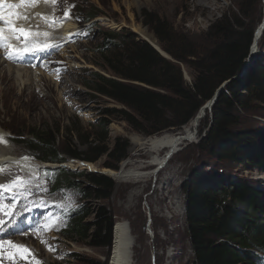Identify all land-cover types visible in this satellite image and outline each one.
I'll return each mask as SVG.
<instances>
[{
    "label": "rangeland",
    "instance_id": "1",
    "mask_svg": "<svg viewBox=\"0 0 264 264\" xmlns=\"http://www.w3.org/2000/svg\"><path fill=\"white\" fill-rule=\"evenodd\" d=\"M37 7H42L40 8L42 14L37 16V29L34 28L33 31L49 33L47 37H38L37 43H48L59 47L47 48L44 50L46 52L44 55L33 53V56L40 54L38 62H33L32 56L25 63H16L15 66L22 69L18 73L16 71L13 73L11 70L10 74L6 73L5 66L11 62L8 59L3 65L0 64V137L3 136L4 141L0 143V147L7 148L9 153H6L13 157L27 156L35 169L23 174L18 168H5L4 172H0V183L10 182L17 174L25 178H34V184L39 185L41 189L47 187L48 192H40L29 199L37 203L43 199L48 203L45 207H32L30 211H25L29 200L19 203L18 208L14 210L20 213L16 216V221L25 214L29 218L21 220L23 228L20 235L30 237L15 236L11 241L30 250L31 264H35L36 260L41 264H58L67 260L71 254L104 263L107 260L106 249L90 248L62 236L61 232L66 227L64 218L59 224L58 231L54 227L44 230L43 224L50 223L44 219L48 213H56L57 210L69 206L89 207L94 203L84 200L76 189L64 187L54 189L52 181L45 175L44 170L65 167L72 171L84 170L103 175H106L104 171L114 170L101 167L102 160L87 163L69 159L64 165L44 166L52 163L40 161L27 147L13 142L12 138L16 137L12 131L21 132L23 128L27 130L44 125H59L64 130L74 122H79L82 128L89 129L101 120L103 109L122 108L112 100L98 96L90 97L94 93L85 85L90 80L91 72L111 76L106 68L95 65L101 64L96 54V47L103 33H119L126 30L137 39L148 42L161 55L167 57L158 49L152 31L143 25V12L157 16L169 25L174 34L184 36L193 45L199 44L201 47L202 40L206 38L209 40L212 36L208 29L220 20L234 28L235 22L241 23L244 29L253 28L254 40L259 27L264 22V0H207L202 3L198 0H57L55 4L49 0L47 3L43 1ZM65 11L69 12L67 18L64 17ZM94 11L98 16L85 22L84 16ZM48 20L49 22L63 20V23L49 25ZM67 24L71 25L67 30H73L64 31L63 26ZM142 32L151 35L155 43ZM211 42L212 39L209 43H204V46L211 45ZM22 43L23 41L19 40L15 46L18 47ZM252 44L248 54L250 59L248 65L242 76L238 78L240 80L241 77L243 78L244 86L249 85L251 78L264 75V43L260 37ZM180 68L184 82L189 85L192 81V71L184 64H180ZM211 117L212 108L200 120L195 142L182 147L157 177L133 183L132 181L116 182L108 176L114 184V189L104 205L113 212L114 226L117 222H126L129 226L135 240L132 264H193L184 220V184L190 179L193 171L247 180L257 189L264 191V171L247 166L235 167L228 162H221L206 148L197 147L210 126L209 123L203 126V122L205 120L209 122ZM231 129L241 133L264 131V105L249 103L247 110L240 112ZM179 131L170 130L163 133ZM134 137L145 138L135 133L124 122L115 119L111 121L110 144L115 138H119L127 145L126 158L123 160L131 163L137 161L148 163L150 156L138 157L142 152H138L137 147L132 144L131 140ZM74 142L79 150L85 149L77 141ZM71 162L76 169L67 165ZM82 165H90L92 168L89 170L88 166ZM149 171H151L150 167L146 172ZM41 180H44L43 184L40 183ZM80 184L87 187L88 182L81 179ZM175 201H178L177 209L172 204ZM5 202L9 201L6 199ZM2 218L6 221L9 219ZM33 225H36L39 231L34 230L36 227ZM42 240L46 243H41ZM50 246L55 250L50 251ZM0 264H12V262L2 259ZM17 264H28V262L18 260Z\"/></svg>",
    "mask_w": 264,
    "mask_h": 264
},
{
    "label": "trees",
    "instance_id": "2",
    "mask_svg": "<svg viewBox=\"0 0 264 264\" xmlns=\"http://www.w3.org/2000/svg\"><path fill=\"white\" fill-rule=\"evenodd\" d=\"M97 16L96 11L88 13L84 21ZM142 18L143 25L154 34L158 49L167 57L126 30L103 33L96 47L101 64L95 65L106 68L111 76L91 72L85 85L94 93L90 97L112 100L122 108L103 109L101 120L89 129L82 128L79 122L64 130L59 125L34 126L12 131L16 137L12 141L24 145L45 163L102 160L101 167L116 170L117 163L126 158L127 145L119 138L110 144L109 126L113 119L147 138L179 131L224 82L230 81L212 107L211 120L203 122V126H210L197 147L206 148L221 162L264 171V131L241 133L231 129L249 103L264 105L263 74L251 78L246 86L242 77L234 79L249 56L253 28L244 29L239 22L234 28L220 20L208 29L211 45L204 46L209 43L206 38L200 47L174 34L157 16L143 12ZM261 41L264 43V31ZM180 64L192 71L189 85L183 80ZM74 140L85 149L79 150ZM51 169L45 175L54 189H76L84 200L94 202L89 207L79 205L63 216L66 227L62 236L107 251L104 263L71 254L58 264H107L114 215L104 202L114 189L112 180L84 170ZM81 179L88 182L87 187L80 184ZM184 206L193 264H264V191L253 183L193 171L184 184Z\"/></svg>",
    "mask_w": 264,
    "mask_h": 264
},
{
    "label": "bare ground",
    "instance_id": "3",
    "mask_svg": "<svg viewBox=\"0 0 264 264\" xmlns=\"http://www.w3.org/2000/svg\"><path fill=\"white\" fill-rule=\"evenodd\" d=\"M44 0H38L36 3L32 4H26V5H20L18 8L13 9L18 15L17 17H14V25L17 28H23L25 31H32L34 32V28L37 29V16L42 14V11L37 6H40ZM202 2H206L207 0H198ZM8 3H15L20 4V0H7ZM35 8V9H33ZM47 23L50 25L51 22L49 20ZM71 25L67 24L66 26H63L64 31H68ZM264 26L263 24L259 27L256 36L254 38V43L257 42L256 39L259 33L262 31V28ZM74 28V27H73ZM73 30V29H70ZM69 30V31H70ZM41 31V30H40ZM68 31V32H69ZM143 35L148 37L149 39L154 41L151 35H149L146 32H142ZM68 36V34L66 33ZM65 35V36H66ZM41 37V36H40ZM69 37V36H68ZM20 39L24 38L21 36ZM38 39V38H37ZM9 43H12L9 41ZM155 43V42H153ZM253 43V44H254ZM13 44V43H12ZM252 44V45H253ZM20 45L19 47H21ZM155 46V45H154ZM157 48V47H156ZM5 50H0V64L3 65V63L6 60L5 58ZM40 54H46L44 51L38 52ZM40 54H36L33 56V62H38V57ZM249 58H247V62L242 66L241 69V76L248 65ZM16 63L8 62L5 66L6 73L10 74L11 72L14 73L16 71H22L19 67L15 66ZM35 79V78H34ZM210 103L208 102L205 106H203L195 115V117L190 120V122L182 127V129L179 132L176 133H163L158 136L153 137H145V138H136L134 137L131 142L132 144L137 147L138 152H142L141 155L138 157L143 158L146 156H150V161L148 163H144L141 161L133 162L131 161H125L122 160L118 164V168L114 171H104V173L115 180L116 182H124V181H132L133 183H137L140 180L149 179L157 177L158 173L165 169L168 162L174 157L175 154H177L182 147L187 146L196 140V130L198 128L200 120L203 118V116L211 110ZM1 136V135H0ZM3 137V136H2ZM9 150L7 148H1L0 147V165L4 166V168H18L22 171L23 174H28L32 170H34V166L30 159H23L24 156L19 157H13L10 154H8ZM8 152V153H6ZM144 153V154H143ZM137 155V154H136ZM145 155V156H144ZM137 157V158H138ZM139 160V159H138ZM74 161V160H73ZM64 165V164H62ZM71 168H75V165L73 163L67 164ZM44 166H51L54 167L56 165L54 164H46ZM82 166H88L87 169H91L92 166L90 165H82ZM79 166V167H82ZM151 168V171L146 172L147 168ZM76 169V168H75ZM52 170V169H51ZM1 179V178H0ZM167 180H169L167 178ZM145 181V180H144ZM167 184V183H166ZM174 207L177 209L178 201L173 202ZM23 217L17 218V221L14 226L8 227L6 229L8 234H4L3 232H0V238H5L7 240H12L15 236L16 237H30V236H22L20 235V231L23 228L22 219H29L28 216L22 215ZM18 227V228H17ZM33 227H37L36 225H33ZM19 239V238H18ZM134 243L135 240L132 237L129 226L126 222H117L113 228V242H112V248L110 251V257L107 264H132L133 262V249H134Z\"/></svg>",
    "mask_w": 264,
    "mask_h": 264
},
{
    "label": "snow or ice",
    "instance_id": "4",
    "mask_svg": "<svg viewBox=\"0 0 264 264\" xmlns=\"http://www.w3.org/2000/svg\"><path fill=\"white\" fill-rule=\"evenodd\" d=\"M38 0H20V4L8 3L7 0H0V22L4 26H0V49H6L5 58L9 61L15 63L21 57L26 54H33L36 52L44 51L49 47H59V45H50L48 43H37V38L40 36L47 37L48 32H32L25 31L23 28H17L14 25V17H17V13L13 9L18 8L20 5L36 3ZM45 3L49 0H44ZM53 4L57 3V0H51ZM69 12H64V17L67 18ZM44 19V17H41ZM77 19H79L77 17ZM51 23L60 24L63 23V20L52 21ZM8 33V35H5ZM23 37V46L14 47L12 43H9L10 39L20 40V37ZM3 138L0 137V143H3ZM23 159H29L27 156L22 157ZM4 166L0 165V172H4ZM47 174V170H44ZM41 184L44 183V180L40 181ZM40 192L47 193V187L40 188L39 185L34 184V178H25L21 175H15L14 179H11L8 183H0V232H3L5 235L8 234L6 229L12 227L16 223V216L19 212H14L18 208L20 202L24 200H29V204L25 206V211H30L32 207H45L47 206V201L40 199L37 203L34 200H30V197L38 195ZM7 194V196L5 195ZM9 202H5V200ZM60 208V205H53ZM70 210H75L71 206L67 208H61L59 213H48L44 219L45 221H50V223L43 224L44 230H48L50 227H54L57 231L59 230V224L63 222V216L66 215ZM9 218L7 221L2 218ZM34 230L39 231V228L36 227ZM41 243H46L41 241ZM50 251H54L53 247H49ZM32 256V253L26 246H21L15 244L11 240H6L0 238V260L6 259L12 264H17L18 260L26 261L28 264H31L29 257ZM35 264H41L40 261L36 260Z\"/></svg>",
    "mask_w": 264,
    "mask_h": 264
},
{
    "label": "water",
    "instance_id": "5",
    "mask_svg": "<svg viewBox=\"0 0 264 264\" xmlns=\"http://www.w3.org/2000/svg\"><path fill=\"white\" fill-rule=\"evenodd\" d=\"M263 29H264V26H263V28H262V31H263ZM262 31L259 33V35L257 36L256 39H258V38L261 37V35H262ZM246 62H247V60H246L245 63L243 64V67H244V65L246 64ZM240 75H241V71L237 74V76H236L234 79H238V78L240 77ZM229 82H230V81H227V82L223 83V84H222V85L216 90V92L214 93L213 97L208 101V102L210 103V106H211V107H213V106L215 105V103L218 101V98H219L220 94L223 92L225 85H226L227 83H229ZM208 102H206V103H208ZM206 103H205V104H206ZM205 104H204V105H205Z\"/></svg>",
    "mask_w": 264,
    "mask_h": 264
}]
</instances>
